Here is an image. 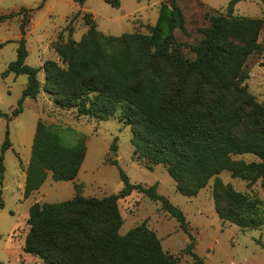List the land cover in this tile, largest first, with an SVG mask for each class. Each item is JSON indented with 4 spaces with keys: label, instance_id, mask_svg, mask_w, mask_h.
I'll use <instances>...</instances> for the list:
<instances>
[{
    "label": "trees",
    "instance_id": "obj_1",
    "mask_svg": "<svg viewBox=\"0 0 264 264\" xmlns=\"http://www.w3.org/2000/svg\"><path fill=\"white\" fill-rule=\"evenodd\" d=\"M73 1L81 5L85 0ZM104 1L119 6V0ZM237 1L229 0L225 12L205 14L208 24L201 29V38L190 46L193 58L183 53L182 43L174 35L177 28L186 31L184 14L175 0L162 4L147 34H104L86 12L83 20L87 31L80 40H57L54 44L66 66L44 61L42 84L37 78L39 68L25 63L29 10L0 15L3 21L22 14L16 59L3 72V76L13 73L28 77L12 117L21 112L26 97L36 98L41 90L56 106L75 109L79 116L105 120L116 115L130 127L132 157L150 169L162 164L176 190L186 196H195L222 171L249 184L263 178L264 104L244 82L248 78L246 60L263 50L258 38L264 20L234 14ZM259 1L264 4V0ZM68 31L72 33V24ZM262 66L264 70V63ZM0 116L7 115L0 112ZM8 135L7 130L1 146L0 183L3 152L10 146ZM115 147L113 141L110 149ZM85 153L83 135L67 146L53 125L38 121L25 167L24 197L40 188L48 172L57 181L74 179ZM244 153L256 155L258 161L233 158ZM120 177L124 186L118 193L85 196L76 184L70 199L33 203L26 220L29 228L23 251L37 255L45 264H178L145 223L125 234L118 232L122 224L118 200L137 190L159 201L188 232L183 211L157 192L156 183L144 187L131 183L123 172ZM213 199L223 221L246 229L264 225V199L219 181ZM3 206L0 195V208ZM186 252L193 257L188 264H204L193 252L192 242Z\"/></svg>",
    "mask_w": 264,
    "mask_h": 264
},
{
    "label": "rangeland",
    "instance_id": "obj_2",
    "mask_svg": "<svg viewBox=\"0 0 264 264\" xmlns=\"http://www.w3.org/2000/svg\"><path fill=\"white\" fill-rule=\"evenodd\" d=\"M180 6L185 29L174 30L175 38L182 43L183 53L193 58L190 46L201 38V29L208 24L205 14L225 12L229 0H175ZM162 4L169 0H119V6H111L104 0H85L77 4L73 0H0V15L25 8L29 21L25 26L27 65L39 68L37 78L44 81L42 64L54 60L66 66L54 48L57 40L79 41L87 31L83 14L91 13L98 30L107 35L140 31L149 33L157 21ZM233 13L264 20V4L259 0H239ZM22 14L0 21V155L6 131L10 146L3 152V179L0 183L3 208H0V261L3 264H45L37 255L23 251L29 207L35 202H58L72 198L75 185L85 196L101 197L118 193L124 186L123 172L131 183L144 187L157 184V192L178 206L188 221L184 232L178 221L145 194L132 190L130 195L118 200L122 224L118 230L125 234L131 228L145 223L159 238L162 249L174 255L178 264L193 260L186 252L192 242V250L203 258L204 264H264V225L255 229L242 228L220 219L214 209L213 190L216 182L229 184L233 189L264 199V177L249 184L248 180L235 178L228 171L212 177L195 196L180 194L175 182L162 164L152 169L132 157L130 127L116 115L105 120L79 116L75 109H62L44 91L36 98L26 97L22 110L12 117L28 77L26 74L9 73L3 76L8 64L16 59L18 41L22 34ZM73 25L69 34L68 25ZM261 53L252 54L245 62L248 78L245 84L256 100L264 104V25L258 38ZM9 117H11L9 119ZM38 121L51 124L57 130L64 145L71 146L83 135L86 153L76 177L57 181L50 172L43 184L28 197H24L25 167L30 159L32 139ZM114 141L115 150L110 149ZM234 159L245 162L258 161L251 153L238 154ZM115 159L116 163H111Z\"/></svg>",
    "mask_w": 264,
    "mask_h": 264
}]
</instances>
